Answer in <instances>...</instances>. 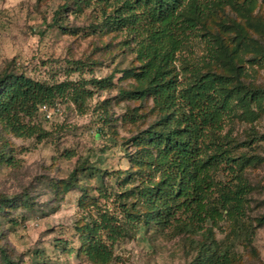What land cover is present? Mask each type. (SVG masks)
Returning a JSON list of instances; mask_svg holds the SVG:
<instances>
[{"label":"rangeland","instance_id":"rangeland-1","mask_svg":"<svg viewBox=\"0 0 264 264\" xmlns=\"http://www.w3.org/2000/svg\"><path fill=\"white\" fill-rule=\"evenodd\" d=\"M103 17L101 7L80 0H0V76L14 71L47 84L68 81L92 94L84 114L70 94L50 109V119L39 110L31 123L48 133L42 141L17 138L0 122V251L10 264H93L81 250L80 230L88 223L81 189L96 200L95 219L108 209L124 222L125 207H139L149 161L140 160L134 139L156 128L159 113L150 97L125 94L140 87L133 74L142 62L131 35L109 29ZM202 32L217 39L219 54L203 70L237 74L247 87L264 89V0H230ZM205 54L198 41L181 59L198 62ZM74 62L83 67L75 70ZM185 65L176 64L181 75ZM225 134L233 154L246 158L241 174L251 186L248 219L255 229L253 248L234 241L239 257L232 264H264L263 104L239 105ZM234 229L224 221L214 234L224 241ZM202 241L201 234L146 225L114 246L108 264H197L195 246Z\"/></svg>","mask_w":264,"mask_h":264},{"label":"trees","instance_id":"trees-1","mask_svg":"<svg viewBox=\"0 0 264 264\" xmlns=\"http://www.w3.org/2000/svg\"><path fill=\"white\" fill-rule=\"evenodd\" d=\"M229 1L80 0L88 7L102 8L103 22L109 29L131 35L142 62L133 74L140 87L125 94L139 100L150 97L159 113L156 128L134 139L141 150L140 160L149 161V170L138 185L139 207H125L124 222L108 209L95 219L92 209L96 200L81 189L79 206L88 216V223L80 230L81 250L91 263L108 264L114 246L130 231L146 225L160 231L203 235L205 241L195 246L197 264H232L239 257L235 240H244L253 248L255 229L248 219L251 186L241 174L246 158L233 154L225 128L239 105L263 104L264 109V89L247 87L237 74L201 68L219 61L217 39L202 29ZM106 8L112 12L106 14ZM243 40L249 41L246 37ZM198 41L204 43L206 54L198 62L182 60L185 50ZM183 62L186 74L181 75L176 64ZM72 64L75 70L83 67L80 62ZM226 64L237 72L229 55ZM69 94L84 114L86 100L92 95L85 86L68 81L47 84L5 71L0 76V122L17 138L42 141L48 133L32 124V119L42 106L56 108L59 99ZM224 221L235 229L224 241H218L214 230ZM0 252L3 262L10 264L7 255Z\"/></svg>","mask_w":264,"mask_h":264},{"label":"built area","instance_id":"built-area-1","mask_svg":"<svg viewBox=\"0 0 264 264\" xmlns=\"http://www.w3.org/2000/svg\"><path fill=\"white\" fill-rule=\"evenodd\" d=\"M50 109L51 108L48 107V106H46V105L41 107V111L44 112V113H46V116H47L48 119L51 118Z\"/></svg>","mask_w":264,"mask_h":264}]
</instances>
